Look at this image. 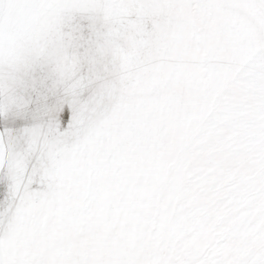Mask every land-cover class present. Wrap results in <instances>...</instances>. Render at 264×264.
Returning <instances> with one entry per match:
<instances>
[{
  "label": "snow or ice",
  "instance_id": "6c2138e0",
  "mask_svg": "<svg viewBox=\"0 0 264 264\" xmlns=\"http://www.w3.org/2000/svg\"><path fill=\"white\" fill-rule=\"evenodd\" d=\"M0 264H264V0H0Z\"/></svg>",
  "mask_w": 264,
  "mask_h": 264
}]
</instances>
